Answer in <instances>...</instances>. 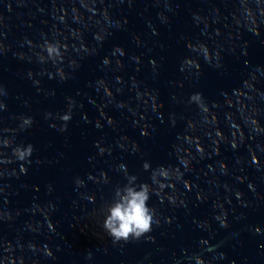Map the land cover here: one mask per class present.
<instances>
[{"label":"clouds","instance_id":"9594fccd","mask_svg":"<svg viewBox=\"0 0 264 264\" xmlns=\"http://www.w3.org/2000/svg\"><path fill=\"white\" fill-rule=\"evenodd\" d=\"M47 51L48 59L56 62L57 59L62 57L60 46L53 43H46L44 46ZM205 52L206 56L210 58L211 54L205 46H199ZM118 51H120L118 49ZM40 60L44 61L45 57L40 56ZM109 61L105 60L107 64ZM186 65H196L195 60H185ZM61 78H65L62 69H58ZM31 75V74H30ZM190 101L196 102L199 106L206 107L202 104V96L199 93H195L190 97ZM6 107L3 103H0V109ZM60 119L64 122L61 127V131H65L67 128V122L71 119V113H65L60 116ZM32 124L31 117H21L20 128L24 129L30 127ZM4 145H10L12 142L10 140H3ZM33 152V146L31 144L25 146H17L13 149V155L19 161H26L28 157L31 156ZM121 167H124L123 165ZM150 167L149 163L145 162L143 168L148 170ZM25 170L26 169H22ZM175 176L177 180L180 179L181 174L179 171L170 172L169 169L160 167L152 173L151 179L154 183L159 185V188L164 187V183L158 179V177L169 178L170 176ZM82 181L77 180V184H81ZM156 191L148 183L136 184V177L129 176L127 178V183L123 187H118L115 190L114 198L112 202L107 206V213L103 221V228L112 239L114 244L119 242L127 243L130 240H139L141 237L151 239V237L146 236V234L152 231L153 224H159L160 221L157 217L156 210L148 206V200L150 199V192ZM170 200L174 199L172 197ZM221 220L223 226H227L226 221L223 217H218ZM197 264H205L201 257H197Z\"/></svg>","mask_w":264,"mask_h":264}]
</instances>
